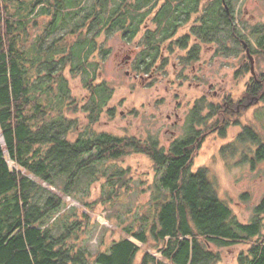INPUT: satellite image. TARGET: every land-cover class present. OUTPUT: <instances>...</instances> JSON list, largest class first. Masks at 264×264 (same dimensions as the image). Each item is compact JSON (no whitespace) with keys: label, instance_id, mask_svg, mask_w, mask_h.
<instances>
[{"label":"trees","instance_id":"16d2710c","mask_svg":"<svg viewBox=\"0 0 264 264\" xmlns=\"http://www.w3.org/2000/svg\"><path fill=\"white\" fill-rule=\"evenodd\" d=\"M108 1L0 0V264H216L221 256L215 247L250 242L238 264H264V197L250 222H240L216 193L207 170H191L194 139L166 149L154 138L89 129L69 138L75 125L70 113L77 103L66 70L84 76L90 125L112 95L106 83L94 82V53L84 52L90 40L85 27L96 32L111 20L106 13L118 14L119 2L114 0L111 10ZM251 33L255 45L250 43V54L264 57V23ZM243 71L251 73L249 64L236 74ZM245 87L242 97L263 100L264 72L251 74ZM202 103L196 102L193 114L203 109ZM208 107L207 117L225 121L233 114L229 106ZM254 133L244 127L235 142L247 145ZM257 144L253 162L264 159V145ZM136 153L145 154L158 175L150 201L137 204L130 214L134 223L123 227L127 236L92 253L85 237L92 226L88 212L101 202L114 205L129 193L133 178L121 163ZM99 177L105 194L83 200L80 194ZM65 197L82 201L87 211L67 207Z\"/></svg>","mask_w":264,"mask_h":264},{"label":"rangeland","instance_id":"374dc122","mask_svg":"<svg viewBox=\"0 0 264 264\" xmlns=\"http://www.w3.org/2000/svg\"><path fill=\"white\" fill-rule=\"evenodd\" d=\"M87 1L88 4L92 2ZM239 2L240 0L235 1L236 7ZM244 4L250 10V19L264 23V0H241L240 5ZM68 29L69 27L63 29L58 35ZM104 38L105 36L100 37L99 41ZM250 40L254 41V38L250 37ZM119 41L114 36L109 38L106 45L115 46L114 50L108 54L94 53L90 57L91 62L97 63L98 69L94 82L106 83L112 89L111 97L92 125L89 113L84 109L89 101L90 90L85 85L83 74L72 75L69 70L65 72L71 95L77 103L76 111L70 113L75 121L74 129L69 134L71 140L89 129L88 133L94 130L139 139L154 138L167 149L176 137L186 132L187 124L192 119L193 106L201 98L199 96H205L203 109L200 111L205 117L209 113L207 105L210 103L225 106L227 99L244 98L242 95L251 73L243 71L236 74L244 57L243 51L238 54H215L212 49L207 48L202 51L199 63L189 65L184 70H180L178 64L177 68L173 67V60L170 59L166 75L157 76L152 84H141L140 81L133 80L131 74H125L124 70L133 72L130 67L120 65L126 53L119 52L116 48ZM253 60L255 72H264V57L258 54ZM181 72L185 73V77H181ZM198 115L199 113L193 114L195 121L198 120ZM220 121L217 116L207 117L205 127L208 133L192 157L191 170L205 168L218 196L229 205L240 222L248 223L255 215V207L264 197V159L252 161L254 150L259 146L257 143L264 145V99L250 97L248 109L233 111L225 120L228 124L224 133L213 129ZM244 127H251L256 138L250 136V143L238 145L235 140ZM254 140L257 143H253ZM233 143L237 148L234 154L231 152ZM4 157L9 167L13 168L14 164L6 151ZM121 164L130 169L132 188L118 203L110 206L101 202L95 205L92 212H88L92 226L85 237L92 253L104 250L113 239L127 236L123 227L134 223L130 214L135 213L137 204L148 203L153 193V181L158 175L145 154L127 156ZM102 181V177L94 180L90 189L80 194H84L83 200L93 201L104 195L101 190ZM65 200L67 207L87 211L82 201L69 197H65ZM129 209L130 212L127 211ZM260 217L264 225V213ZM129 239L141 246L135 237L129 236ZM251 245L252 242L215 247L221 256L216 264H238L239 255L247 254ZM154 254L160 255L158 252ZM139 257L141 252L138 259Z\"/></svg>","mask_w":264,"mask_h":264},{"label":"flooded vegetation","instance_id":"af4514ba","mask_svg":"<svg viewBox=\"0 0 264 264\" xmlns=\"http://www.w3.org/2000/svg\"><path fill=\"white\" fill-rule=\"evenodd\" d=\"M116 1L119 2L118 14H105V18H111L110 21L102 24L96 32L88 31L85 27L90 40L84 52L90 50L93 53H111L115 46L106 43L109 38L117 37L120 41L116 48L119 52L126 53L120 65L130 67L133 72L124 70L125 74H131L133 80L140 81L141 84H152L157 76L166 75L170 59L173 60L171 65L177 68L178 64L180 70L199 63L202 51L207 48L212 49L215 54H238L243 51L244 57L239 68L246 64L250 67V43L255 45L250 40L253 37L251 30L255 25L263 23L250 19V10L246 4L240 5L241 0L237 7L236 0ZM114 2L108 1L111 10L115 6ZM114 20H118L119 26L114 25ZM102 36H105L104 40L99 41ZM180 75L185 77L183 72ZM204 97L199 96L198 101L204 102ZM244 98L231 104L228 101L224 103L232 112H238L250 107V95L247 94ZM251 98L258 99L255 96ZM195 107L196 103L193 108ZM199 115L197 121L192 115L186 132L176 137L171 145L189 138L194 139L190 146L195 149L200 147L208 131L205 127L206 117L200 111ZM224 123V119H221L220 124L213 129L224 133ZM147 139L149 138L141 140ZM158 144L161 146L159 142Z\"/></svg>","mask_w":264,"mask_h":264},{"label":"water","instance_id":"95a60500","mask_svg":"<svg viewBox=\"0 0 264 264\" xmlns=\"http://www.w3.org/2000/svg\"><path fill=\"white\" fill-rule=\"evenodd\" d=\"M249 58H250V71H251V74H255V70H254V64H253V57L251 54H248Z\"/></svg>","mask_w":264,"mask_h":264}]
</instances>
